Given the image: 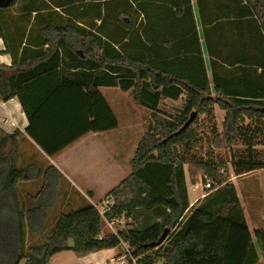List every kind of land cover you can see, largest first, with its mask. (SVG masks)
I'll return each instance as SVG.
<instances>
[{
  "label": "trees",
  "instance_id": "1",
  "mask_svg": "<svg viewBox=\"0 0 264 264\" xmlns=\"http://www.w3.org/2000/svg\"><path fill=\"white\" fill-rule=\"evenodd\" d=\"M227 2L223 17L211 21L224 20L222 29H230L228 47L236 51L231 44L237 43L238 55L235 60L229 55L227 67L218 61L224 58H211V78L190 0L0 2V39L6 53L13 66L18 58L20 66L26 62L31 66L9 78L0 69V100L17 97L25 108L23 87L49 75L60 77L53 96L61 89H72L79 93L76 102L85 107L78 122L73 117V126L55 122L44 135H37L30 116L28 133L49 156L90 132L118 128L101 87L132 91L137 104L150 110L154 120L131 159V174L108 195L114 206L104 218L97 207L85 204L62 214L44 243L30 247L21 212L15 221L0 218V264H49L52 256L63 251L85 256L120 248L122 242L132 248L128 264L133 259L137 264H264V231L254 235L250 231L235 185L221 175L223 163L199 160L194 153L200 142L194 128L198 116H212L217 103L226 112L227 143L241 139L245 146L232 160L235 175L264 169L263 152L255 148L264 144L258 141L264 135V9L255 0ZM168 19L172 21L167 23ZM202 22L205 27L203 15ZM173 28L195 41L188 58L191 64H179L176 48L181 41L160 36L162 30ZM35 44L42 48H28ZM184 95V109L175 120L161 117L164 100L178 101ZM193 113L194 120L181 131ZM245 120L250 123L245 125ZM212 127L216 134V126ZM220 142L217 135L215 147H221ZM185 165L190 166L191 176L206 175L215 184L191 212ZM21 178L20 172H12V182ZM121 217L132 221L129 230L102 235L104 219Z\"/></svg>",
  "mask_w": 264,
  "mask_h": 264
},
{
  "label": "crops",
  "instance_id": "2",
  "mask_svg": "<svg viewBox=\"0 0 264 264\" xmlns=\"http://www.w3.org/2000/svg\"><path fill=\"white\" fill-rule=\"evenodd\" d=\"M190 1L204 62L211 78V58L218 56L224 58L225 60L218 61L220 65L227 67L230 65L227 62L229 55L231 60H235V55H238L237 43L236 46L234 43L231 44L236 51L232 52L228 47L230 29L228 26L222 29L221 24L224 20L211 21L212 17H223V5L226 7L228 0ZM202 15L207 20L205 27ZM171 21L172 19H168L167 23ZM218 23L220 26L214 29V25ZM185 34L182 29L175 28L162 30L160 33V36L166 40L173 39L175 43L181 41L176 48L181 57L179 59L181 65L191 64L188 58L196 47L195 41H189L185 38ZM22 46L24 47L25 44ZM28 48L42 47L35 44ZM48 48L49 45L44 46L45 50ZM209 50L213 53L210 54ZM0 69L9 78L18 77L24 71H29L31 66L30 62L20 66L19 58L13 66V59L6 53V45L0 39ZM59 80V76L44 75L23 87L25 108L17 97L6 102L0 100V218L7 217L15 221L17 212H21L24 215L27 237H29L27 231L29 226L42 227L40 230L43 231L45 226L55 225L64 213L77 210L85 204L98 207L100 203L110 199L108 195L131 174L128 167V132H126L128 126H121L119 120L124 119V123H128V120L135 123L136 117L131 116V113L142 106L135 100L131 104L128 103V93L131 92L133 95L132 91L120 89L125 94L122 95L117 91L119 88H99L101 95L118 119V128L106 132H90L54 156H49L28 133L31 125L30 116L35 121L37 135H44L47 129L54 128L55 122L57 125L69 122L73 126L75 124L73 117H76L78 122L79 115L85 111V107L75 100L79 93L72 89H61L53 96L54 90L60 86ZM118 109L124 115L123 118H120ZM128 114H130L129 118ZM71 131L73 134L75 129ZM13 171L20 172L22 177L15 183L11 181ZM263 172L264 169H261L242 176L245 178L251 174H259L254 186L264 192ZM186 184L190 208L197 206V202L204 199V196L191 201L187 177ZM193 184H191L193 190L197 191ZM257 214L256 220L264 225V214L261 209L258 211L256 209V216ZM129 254L122 246L85 256L67 250L52 256L49 264H128ZM133 264H137L136 259H133Z\"/></svg>",
  "mask_w": 264,
  "mask_h": 264
},
{
  "label": "rangeland",
  "instance_id": "3",
  "mask_svg": "<svg viewBox=\"0 0 264 264\" xmlns=\"http://www.w3.org/2000/svg\"><path fill=\"white\" fill-rule=\"evenodd\" d=\"M117 91L118 93H122V95H125L120 89H117ZM127 100L128 103L130 104L134 102V98L131 92L128 93ZM185 100H186L185 95L176 102L171 100H164L160 106L161 117H163L167 121L175 120L176 117L179 116V114L183 111ZM211 111H212V116H210L209 114L208 115L200 114L198 116L197 123L194 128L198 130L199 133L198 137L200 139V142L198 144V147L195 149L194 153L196 155V158L199 160L202 159L205 161H213L215 163H223L222 164L223 166L220 169L221 175L225 180H228L227 182L233 183L235 185L248 226L250 228V231L254 235L255 231L257 230L264 231L263 223H260L258 220H256L258 219V214L256 216V209L257 211L261 209L262 214H264V192L263 190H258L256 185L254 186L256 180L259 178L258 176L259 174H251L245 178H243V176L235 175L234 170L232 168V160L235 157H239L241 153L244 151L245 149L244 143L241 139H238L236 142H233L229 146V143H227L224 137V128H223L226 112L220 109L217 103L214 104ZM118 113L121 116L120 118L124 117V115L120 113L119 109H118ZM131 114H132L131 116L136 117L135 123H132L130 120H128V123L126 122L124 123L123 121L124 119L119 120L121 126L124 127L128 126V130H126V132H128L127 138H128L129 174L131 172L129 166L130 160L135 153L137 145L141 140V138L144 136V134L147 132L149 126L154 123V120H152L151 118L152 112L150 110L144 109L142 107H137V110H134V112ZM129 117L130 114H128V118ZM249 123L250 120H245V125H248ZM212 126H216L217 128L216 134L213 133ZM122 132H124V130ZM217 135H220V140H221L220 142L221 147L219 148L215 147L214 144V140L217 137ZM258 141L264 143V135L260 136ZM255 148L258 151L263 152L260 155L264 157L263 156L264 144H257ZM185 174L186 177L188 178V182L190 186L191 201H194L197 197L200 196L205 197L207 193L203 191L202 188H198L197 191H194L191 186V184L198 181L200 175L196 174L194 176H191L189 165H185ZM262 178H264V172ZM202 200L203 199H201L200 201ZM200 201H198L197 204ZM103 203H100L97 207L100 212L104 211L106 207L105 204ZM194 207L196 206H193L190 209ZM109 222L111 221L104 219L102 235L107 233H112L117 235L120 231L129 230L132 226L131 225L132 221L124 217L117 219L112 226L110 225ZM53 226L54 225L45 226L43 231L40 230L42 227H34V226L27 227V231L29 233L28 234L29 237H27L28 247L33 245L43 244L45 239L48 236H50Z\"/></svg>",
  "mask_w": 264,
  "mask_h": 264
},
{
  "label": "built area",
  "instance_id": "4",
  "mask_svg": "<svg viewBox=\"0 0 264 264\" xmlns=\"http://www.w3.org/2000/svg\"><path fill=\"white\" fill-rule=\"evenodd\" d=\"M214 186H215L214 182L210 178H208L206 175H200L198 178V181L193 184V187L195 189L202 188L203 191H205L207 193V195H209L210 193H212L214 191V189H215ZM207 195H205V196H207ZM103 204H105L106 207H105L104 211L100 212V214L104 218L105 214L113 208L114 202H113V200L107 199V201H105ZM116 220L117 219H114L113 221L109 222L110 225L112 226ZM121 246H123L124 249L128 253H130L132 251V248L128 242H122Z\"/></svg>",
  "mask_w": 264,
  "mask_h": 264
},
{
  "label": "water",
  "instance_id": "5",
  "mask_svg": "<svg viewBox=\"0 0 264 264\" xmlns=\"http://www.w3.org/2000/svg\"><path fill=\"white\" fill-rule=\"evenodd\" d=\"M255 1H256V3H258V4L264 9V0H255ZM194 117H195V113H193V114L191 115V118H190L189 121L185 124V126L181 129V131L187 129V127L189 126V124L194 120ZM181 131H179L178 134H179ZM167 232H168V231L165 232V234L163 235L162 239H164V238L166 237Z\"/></svg>",
  "mask_w": 264,
  "mask_h": 264
}]
</instances>
